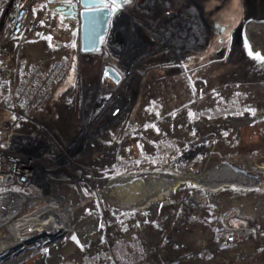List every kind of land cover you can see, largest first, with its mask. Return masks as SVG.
<instances>
[{
	"label": "rangeland",
	"instance_id": "obj_1",
	"mask_svg": "<svg viewBox=\"0 0 264 264\" xmlns=\"http://www.w3.org/2000/svg\"><path fill=\"white\" fill-rule=\"evenodd\" d=\"M121 1V50L82 52L78 25L48 0H31L22 46L0 20L7 87L32 64L68 70L40 111H0V264H264V0ZM20 149L36 163H4ZM77 194L65 233L21 240L37 228L15 227L14 204ZM233 209L258 217L259 234L220 247Z\"/></svg>",
	"mask_w": 264,
	"mask_h": 264
},
{
	"label": "built area",
	"instance_id": "obj_2",
	"mask_svg": "<svg viewBox=\"0 0 264 264\" xmlns=\"http://www.w3.org/2000/svg\"><path fill=\"white\" fill-rule=\"evenodd\" d=\"M30 4L31 0H0V20L5 18L7 38L19 46L29 41V35L36 27V21L31 17ZM8 71L9 60L0 57V111L17 117H26L43 109L51 101L56 86L66 81L68 73L67 66L61 60H55L45 67L32 64L26 67L23 79L9 88L5 85ZM2 143L0 141V149ZM36 157L30 150L20 149L4 163H36ZM226 220L228 222L214 237V242L220 247H234L245 236L259 234L258 217H250L233 209L229 211Z\"/></svg>",
	"mask_w": 264,
	"mask_h": 264
},
{
	"label": "bare ground",
	"instance_id": "obj_3",
	"mask_svg": "<svg viewBox=\"0 0 264 264\" xmlns=\"http://www.w3.org/2000/svg\"><path fill=\"white\" fill-rule=\"evenodd\" d=\"M123 15L118 14L115 18V24H113L111 36L114 35L115 32L120 34L122 37V34L120 31L124 30V25L126 24V20L123 21L122 19ZM125 33V32H124ZM124 35V34H123ZM126 38V33L124 35ZM124 37V38H125ZM18 170H20V173L26 178H32V172L29 168L24 166H18ZM133 189L128 188L125 192L127 199L129 200V205L126 207H132L133 206ZM117 196H120L117 191H113L109 194V199H117ZM125 198V197H124ZM81 199L80 194H77L75 196V200H71L69 205H64L63 203L54 202L50 199L48 200H35L34 202L31 201H19L16 204L13 205V209H16L17 207H23L21 210V215L18 219H16V225L15 227H21L23 229H33L34 227L37 228V231H33L31 234L26 233L23 237L21 236V240L30 238L34 240L37 243L43 242L45 239L49 238H56L59 235L65 233L66 228L68 229V226L70 228L71 223L70 222V215L72 214L73 218L74 215L77 213V208L75 207L76 202ZM127 201V200H126ZM114 205H119L115 201L113 202ZM14 224V223H10ZM52 225V226H51ZM18 228V229H21ZM45 229H48L45 231ZM50 229V230H49ZM86 230H88L86 228Z\"/></svg>",
	"mask_w": 264,
	"mask_h": 264
},
{
	"label": "water",
	"instance_id": "obj_4",
	"mask_svg": "<svg viewBox=\"0 0 264 264\" xmlns=\"http://www.w3.org/2000/svg\"><path fill=\"white\" fill-rule=\"evenodd\" d=\"M103 5L104 1L102 0H77L61 7L67 9L64 14L68 18L80 20L81 50L84 53H96L101 49L110 20L118 10L116 5L110 7ZM215 25L221 27L220 33L226 29V26L219 25V23H215ZM114 39L119 46L124 41L118 33ZM105 74H111L118 80L112 68H106Z\"/></svg>",
	"mask_w": 264,
	"mask_h": 264
},
{
	"label": "flooded vegetation",
	"instance_id": "obj_5",
	"mask_svg": "<svg viewBox=\"0 0 264 264\" xmlns=\"http://www.w3.org/2000/svg\"><path fill=\"white\" fill-rule=\"evenodd\" d=\"M74 1H77V0H48V5H49V7H50V10H51V15L52 16H58V17H61V18H63V19H65V20H67V21H71V22H74V23H76L77 25H78V27H79V34H81V30H80V20L79 19H73V18H68L65 14H64V12L67 10V9H64V8H61L62 6H64V5H68L69 3H72V2H74ZM102 1H104V7H110V6H112V5H116L117 6V8H118V10H117V12H116V14L111 18V20H110V23H109V28H108V30H107V32H106V34H105V36H104V38H103V43L102 44H112V45H114V47L115 48H117L118 50H121L123 47H124V45H125V40H127V38L125 37V40L123 39V37H121L124 41H123V43L119 46L118 45V42H116V41H114L113 39H114V36H111V32H112V27H113V24L116 26V24H115V21H114V23H113V21L112 20H114L115 19V17L118 15V14H120L119 13V5H120V3L122 2L121 0H102ZM117 27V26H116ZM226 29H227V27H226ZM226 29H225V31H226ZM213 31H215L218 35H223L224 33H225V31L223 32V33H220V31H221V27H218V26H216L214 29H213ZM116 33L117 32H115L114 33V35H116ZM238 36V33H236L235 34V37H237ZM235 40H237V39H235Z\"/></svg>",
	"mask_w": 264,
	"mask_h": 264
},
{
	"label": "trees",
	"instance_id": "obj_6",
	"mask_svg": "<svg viewBox=\"0 0 264 264\" xmlns=\"http://www.w3.org/2000/svg\"><path fill=\"white\" fill-rule=\"evenodd\" d=\"M229 107L225 110H222L220 109L219 111H214L213 113H211L210 116H218L220 114H227V113H233V114H236L238 111H239V106L236 105V104H231V105H228Z\"/></svg>",
	"mask_w": 264,
	"mask_h": 264
}]
</instances>
